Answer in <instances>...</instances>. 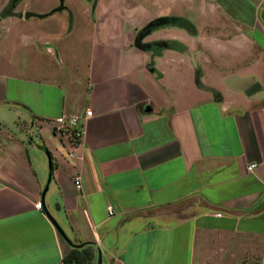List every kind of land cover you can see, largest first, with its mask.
<instances>
[{"label":"crops","instance_id":"0c3cea01","mask_svg":"<svg viewBox=\"0 0 264 264\" xmlns=\"http://www.w3.org/2000/svg\"><path fill=\"white\" fill-rule=\"evenodd\" d=\"M88 1L84 69L0 66V264H264V0ZM86 111L70 149L53 123Z\"/></svg>","mask_w":264,"mask_h":264},{"label":"rangeland","instance_id":"374dc122","mask_svg":"<svg viewBox=\"0 0 264 264\" xmlns=\"http://www.w3.org/2000/svg\"><path fill=\"white\" fill-rule=\"evenodd\" d=\"M61 5L66 9L60 10L47 20V14L51 15ZM91 10L88 0H0V66L9 63L28 64L33 57L41 67L49 64L63 73L69 65L84 69L88 50L87 35L91 29ZM36 13L42 14L39 20H36ZM176 20L173 23L185 24L182 19ZM65 22L69 24L68 29L71 31L68 32L67 29L65 35L59 36L64 32ZM48 30L54 36L51 35L48 39H56V42L45 41L38 44L39 39L32 38L38 31ZM57 35L59 38H55ZM28 45L36 47L33 55ZM56 48L66 56V65L57 64L52 58L50 51L54 52ZM1 130L13 136L20 132L11 123L1 127Z\"/></svg>","mask_w":264,"mask_h":264},{"label":"built area","instance_id":"2783aa9c","mask_svg":"<svg viewBox=\"0 0 264 264\" xmlns=\"http://www.w3.org/2000/svg\"><path fill=\"white\" fill-rule=\"evenodd\" d=\"M92 116V112L86 111L83 117L78 116H67L62 115L59 118L55 119L53 123V130L57 135L67 136L69 139L70 149H75L82 142L84 135V125L88 119ZM69 157L74 158L76 154L74 152L69 153ZM256 168V165L250 164L247 166L248 172H253ZM74 185L77 190L82 189L81 181L79 177H76L74 180ZM41 203L36 204L38 209H41ZM109 215H112V209H108Z\"/></svg>","mask_w":264,"mask_h":264},{"label":"water","instance_id":"95a60500","mask_svg":"<svg viewBox=\"0 0 264 264\" xmlns=\"http://www.w3.org/2000/svg\"><path fill=\"white\" fill-rule=\"evenodd\" d=\"M173 19H167V18H160L157 19L155 21H152L151 23H149L146 27H144L143 29H141L134 41V47H136L137 49H139L140 51H146L147 47L145 45L142 44V39L143 37L148 34L151 30L155 29V28H159V27H164L169 25L170 23H173ZM258 88L257 87H252L248 92H254V90ZM47 159H48V163H49V168L51 169L52 166V159L50 157L49 154H47ZM50 182V177L48 179V183ZM48 189V186H46V188L44 189L43 192V196L46 193ZM48 219L50 220V222L53 224V226L56 228L57 232L59 233L60 237H62V239L71 247L73 248H81L82 245H74L69 238L67 237V235L64 233V231L61 229V227L57 224V222L49 215L47 214Z\"/></svg>","mask_w":264,"mask_h":264},{"label":"trees","instance_id":"16d2710c","mask_svg":"<svg viewBox=\"0 0 264 264\" xmlns=\"http://www.w3.org/2000/svg\"><path fill=\"white\" fill-rule=\"evenodd\" d=\"M51 170L52 168L50 169V172ZM92 259L91 251L73 249L70 256L65 259L64 264H68L69 260L71 264H89Z\"/></svg>","mask_w":264,"mask_h":264}]
</instances>
